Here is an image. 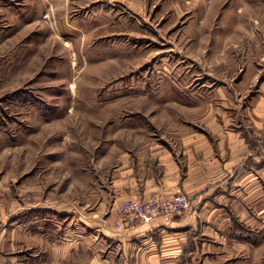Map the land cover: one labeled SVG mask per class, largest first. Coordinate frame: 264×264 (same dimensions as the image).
<instances>
[{
    "label": "rangeland",
    "instance_id": "374dc122",
    "mask_svg": "<svg viewBox=\"0 0 264 264\" xmlns=\"http://www.w3.org/2000/svg\"><path fill=\"white\" fill-rule=\"evenodd\" d=\"M210 1L82 45L60 43L40 23L25 48L0 21V207L92 203L95 179L128 148L171 128L205 127L210 103L226 98L233 127L244 110L234 84L264 78V0H247L257 5L248 12L241 0H224L226 15L212 14ZM220 251V264H264V241Z\"/></svg>",
    "mask_w": 264,
    "mask_h": 264
},
{
    "label": "crops",
    "instance_id": "0c3cea01",
    "mask_svg": "<svg viewBox=\"0 0 264 264\" xmlns=\"http://www.w3.org/2000/svg\"><path fill=\"white\" fill-rule=\"evenodd\" d=\"M210 2L212 14L219 8L220 14L224 0ZM193 5L209 6L207 0H0V21L25 38V48L40 23V31L60 43L82 45L128 33L129 21L139 31L157 15H177ZM113 9L121 15L113 16ZM204 18L209 24V14ZM250 79L234 84L241 94L232 96L244 110L235 112L233 127L226 98L210 103L205 127L171 128L168 136L128 148L95 179L92 203L0 207V264H220L224 245L264 241V78ZM179 191L193 200L168 220L128 224L111 207L113 199L169 198ZM20 247L27 251L23 256Z\"/></svg>",
    "mask_w": 264,
    "mask_h": 264
},
{
    "label": "built area",
    "instance_id": "2783aa9c",
    "mask_svg": "<svg viewBox=\"0 0 264 264\" xmlns=\"http://www.w3.org/2000/svg\"><path fill=\"white\" fill-rule=\"evenodd\" d=\"M193 196L184 192H176L169 198L157 195L149 196L145 200L122 198L115 203V209L121 216L122 222L148 223L155 219H170L172 216L190 207ZM116 230H121L122 223L115 224Z\"/></svg>",
    "mask_w": 264,
    "mask_h": 264
},
{
    "label": "bare ground",
    "instance_id": "6f19581e",
    "mask_svg": "<svg viewBox=\"0 0 264 264\" xmlns=\"http://www.w3.org/2000/svg\"><path fill=\"white\" fill-rule=\"evenodd\" d=\"M247 4V3H246ZM254 6H257V5H250V4H248V5H246V8H245V12H248V11H250V9H249V7H251V8H254ZM256 8V7H255ZM259 8V7H258ZM252 10V9H251ZM243 11V10H242ZM242 11H240L242 14L244 13V12H242ZM258 22V21H257ZM235 32H236V29H233ZM232 34H234V33H232ZM234 36V35H233ZM239 38H243V37H239Z\"/></svg>",
    "mask_w": 264,
    "mask_h": 264
}]
</instances>
